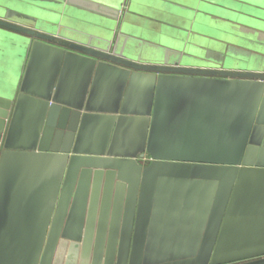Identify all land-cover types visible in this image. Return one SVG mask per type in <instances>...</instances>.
Instances as JSON below:
<instances>
[{"label":"water","instance_id":"95a60500","mask_svg":"<svg viewBox=\"0 0 264 264\" xmlns=\"http://www.w3.org/2000/svg\"><path fill=\"white\" fill-rule=\"evenodd\" d=\"M146 1L0 0V264H264V0Z\"/></svg>","mask_w":264,"mask_h":264},{"label":"rangeland","instance_id":"374dc122","mask_svg":"<svg viewBox=\"0 0 264 264\" xmlns=\"http://www.w3.org/2000/svg\"><path fill=\"white\" fill-rule=\"evenodd\" d=\"M20 1V0H18ZM35 15L36 12H31ZM57 17L52 20V17L55 16H44L43 23L39 22V24L36 23V26L41 27L46 30H53L59 33H66L65 30H67V26L71 25L73 22V17H84L88 16L89 14L85 13L82 10L78 9H70L67 12H55ZM59 16L61 17L59 20ZM49 17L50 19H48ZM46 19L51 21L50 24H46ZM222 21V20H221ZM230 23V22H226ZM60 27H63V29L60 30ZM1 30V29H0ZM69 32V31H68ZM8 33V32H6ZM5 33V35H6ZM9 36H5L2 32H0V94L4 91L1 88L2 82H4V77L2 76V73L4 76H6V79H9L11 82H16L18 75L20 73L21 64L20 62L24 60V49L21 43L22 36L17 35L16 33H8ZM214 55L216 57H222L221 52L214 51ZM216 60H219V58H216ZM242 61V60H241Z\"/></svg>","mask_w":264,"mask_h":264},{"label":"crops","instance_id":"0c3cea01","mask_svg":"<svg viewBox=\"0 0 264 264\" xmlns=\"http://www.w3.org/2000/svg\"><path fill=\"white\" fill-rule=\"evenodd\" d=\"M155 3L156 2L147 0L146 3L144 5H142L143 6L142 7L143 8V11L142 12H145V11L146 12H152L151 13V16H148L151 19L163 20V19H165V18L168 17V14H170L168 12H178L176 10V8H174V7H168V6L164 7V5L162 3H160L162 7H157L156 6L157 4H155ZM126 9H127V5L123 8V10L125 11ZM157 12H162V13L165 12L166 14L163 15V14H161V13L159 14ZM123 13H125V12H123ZM137 15H141V14L138 13ZM143 17H146V16L143 14ZM172 26H174V25H172Z\"/></svg>","mask_w":264,"mask_h":264}]
</instances>
